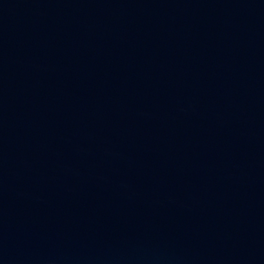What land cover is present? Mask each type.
<instances>
[{"label": "water", "instance_id": "95a60500", "mask_svg": "<svg viewBox=\"0 0 264 264\" xmlns=\"http://www.w3.org/2000/svg\"><path fill=\"white\" fill-rule=\"evenodd\" d=\"M0 264H264V0H0Z\"/></svg>", "mask_w": 264, "mask_h": 264}]
</instances>
